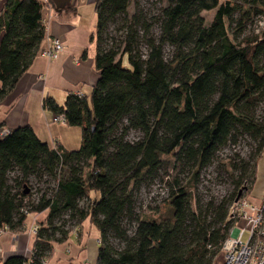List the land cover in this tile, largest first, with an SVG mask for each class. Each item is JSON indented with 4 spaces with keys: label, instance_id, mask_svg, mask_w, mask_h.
<instances>
[{
    "label": "trees",
    "instance_id": "obj_1",
    "mask_svg": "<svg viewBox=\"0 0 264 264\" xmlns=\"http://www.w3.org/2000/svg\"><path fill=\"white\" fill-rule=\"evenodd\" d=\"M162 1L151 17L138 0L95 1L90 96L42 103L80 130L78 150L49 147L28 126L0 137V233L46 213L30 256L0 264H46L86 221L99 234L96 264H213L221 253L230 209L243 186L251 191L264 152V0ZM44 8L4 0L0 104L42 51ZM245 140L247 158H222ZM211 167L231 188L223 196L203 191ZM155 185L167 199L142 214L138 193Z\"/></svg>",
    "mask_w": 264,
    "mask_h": 264
},
{
    "label": "crops",
    "instance_id": "obj_2",
    "mask_svg": "<svg viewBox=\"0 0 264 264\" xmlns=\"http://www.w3.org/2000/svg\"><path fill=\"white\" fill-rule=\"evenodd\" d=\"M38 1L43 3V0ZM95 1L69 0L61 9H57L52 0L45 4L42 12L45 39L40 50L46 49L50 40L58 39L64 51L54 61L36 56L14 91L0 104V125H3L0 132L28 126L49 147L59 144L68 151L78 150L80 130L53 123V115L43 109L42 103L47 97L62 105L68 94L76 92L90 96L98 80ZM3 7L4 0H0V12ZM263 195L264 152L257 163L255 183L245 199L259 206ZM45 217L46 213L29 216L21 233H0V259L29 257L35 240L32 230L43 223ZM98 245L99 234L86 221L70 233L65 243L54 246L46 264H96ZM217 264H222V260Z\"/></svg>",
    "mask_w": 264,
    "mask_h": 264
},
{
    "label": "built area",
    "instance_id": "obj_3",
    "mask_svg": "<svg viewBox=\"0 0 264 264\" xmlns=\"http://www.w3.org/2000/svg\"><path fill=\"white\" fill-rule=\"evenodd\" d=\"M43 3L47 5L49 0H43ZM63 51L61 41L52 39L39 56L54 61ZM75 95L82 97L79 92ZM52 122L65 125V118L63 115L53 116ZM6 133L8 131H1L0 137ZM229 219L234 221V227L221 249L222 264H264V195L259 206L246 199L235 202L230 209ZM35 233L36 227L32 230V234ZM245 234L247 240L243 241Z\"/></svg>",
    "mask_w": 264,
    "mask_h": 264
},
{
    "label": "rangeland",
    "instance_id": "obj_4",
    "mask_svg": "<svg viewBox=\"0 0 264 264\" xmlns=\"http://www.w3.org/2000/svg\"><path fill=\"white\" fill-rule=\"evenodd\" d=\"M139 6L141 9H143L146 14L151 17L155 16L157 14V9L159 5H164L165 1H162L161 4L157 3L156 0H138ZM133 12V7L131 6L129 9V13L131 14ZM215 12H204L202 13V17L204 18L205 24L209 25L214 17ZM155 30V29H154ZM155 32V31H154ZM111 35L114 36L112 28L110 29ZM251 33V30L246 33V35H249ZM168 49L165 50V54H169ZM135 134H131L129 136L128 140H134ZM251 142L249 140L242 141L239 146L235 150H226L222 153V158L228 157L231 155V153H237L241 158H247L248 154L250 152ZM168 168V172L170 175L173 174L172 170ZM204 181L203 184V191L204 188L208 190V192H212V194L216 197L223 196L226 193L229 192L231 189L228 185V183L218 182L216 180V170L215 167H211L206 171L204 174ZM211 189V190H209ZM242 189H246V186H243ZM249 193H247V190H245L242 194L241 199H245ZM168 193L162 194L161 189L159 186L153 187L150 191L147 190V188H143L140 190L137 196L138 205H140L139 210L142 214H148L150 213V210L155 209L157 206L162 205V203L167 199ZM142 206V207H141ZM247 240V234L244 235L243 241ZM222 260V254L220 253L216 259L214 260L213 264H217L219 260Z\"/></svg>",
    "mask_w": 264,
    "mask_h": 264
},
{
    "label": "water",
    "instance_id": "obj_5",
    "mask_svg": "<svg viewBox=\"0 0 264 264\" xmlns=\"http://www.w3.org/2000/svg\"><path fill=\"white\" fill-rule=\"evenodd\" d=\"M68 1H69V0H52V2L54 3V5H55V7H56L57 9H61L62 6H63L66 2H68ZM244 191H245V189H241V190L239 191L238 196H237L235 202H237V201H239V200L241 199L242 194H243Z\"/></svg>",
    "mask_w": 264,
    "mask_h": 264
}]
</instances>
